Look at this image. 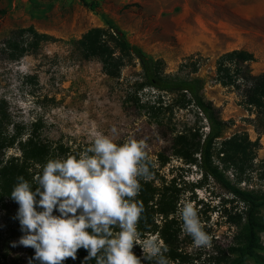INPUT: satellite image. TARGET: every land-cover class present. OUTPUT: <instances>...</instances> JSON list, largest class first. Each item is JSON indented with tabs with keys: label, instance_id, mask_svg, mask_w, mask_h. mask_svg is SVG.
I'll return each instance as SVG.
<instances>
[{
	"label": "rangeland",
	"instance_id": "1",
	"mask_svg": "<svg viewBox=\"0 0 264 264\" xmlns=\"http://www.w3.org/2000/svg\"><path fill=\"white\" fill-rule=\"evenodd\" d=\"M252 3L253 0H103L97 10L91 11L80 0H0V101L8 115L4 131L8 136L18 134L15 145L5 150L0 160L19 156L17 142L29 135L34 142L49 143L53 148L62 146L67 153L56 160H65L69 154L77 159L93 155L89 149L97 134L107 136L118 146L132 140L144 141V163L149 172L154 171L151 182L156 188H166L167 194L177 199L175 217L182 220L180 264H221L234 242L235 223L243 205L211 178H205L197 165L186 164L173 155L174 133L203 126L197 122V112L188 109L167 116L177 124L175 129L170 124L158 127L132 105L123 104V85L141 76L136 62L126 59L119 80H113L103 73L98 61L81 59L70 41L91 28L120 29L131 44L162 60L166 74L201 78L202 96L213 103L224 120L234 124L229 133L246 130L254 141L257 135L247 121L250 116L242 99L233 89L215 82L216 59L233 50L255 56L254 63L246 64V72H264V1L256 3L254 17H246ZM29 26L56 41L41 43L35 53L18 61L8 60L9 53L2 51L3 42L13 31ZM190 57L200 64L196 72L191 67H181L189 63ZM149 96L145 92L141 100ZM200 132H205V127ZM259 141L258 158L264 159V134ZM164 160L166 163L161 165ZM42 171V165L28 163L27 174L32 182ZM12 190L0 180L1 264L24 259L28 249L11 246L23 235L15 218L19 206L10 198ZM185 204L196 209L203 231L211 237L210 248H195L192 237L185 232L181 216ZM53 214L59 215L56 211ZM156 223L161 225V217H156ZM119 231L118 226L113 228L114 233ZM152 237L161 240L157 233L147 234L143 240ZM247 264L253 263L248 260Z\"/></svg>",
	"mask_w": 264,
	"mask_h": 264
},
{
	"label": "trees",
	"instance_id": "2",
	"mask_svg": "<svg viewBox=\"0 0 264 264\" xmlns=\"http://www.w3.org/2000/svg\"><path fill=\"white\" fill-rule=\"evenodd\" d=\"M102 1L80 0L91 11L97 10ZM54 41L52 36L40 34L29 26L13 31L3 42L2 51L9 53L8 60L18 61L28 53H35L41 43ZM70 45L81 59L98 61L103 73L113 80H119L126 59L136 62L141 76L139 80H127L123 85V104L132 105L158 127L170 124L171 129H175L177 124L170 122L167 116L188 109L197 112V122L203 126L185 128V125L182 132L174 133L173 155L186 164L197 165L205 178H211L243 205L235 223L234 242L228 247L221 264H247L248 260L253 264H264V159L258 158L259 140L264 134V72L253 75L245 69L246 64L256 61L255 56L245 50H233L221 54L215 61V82L223 88L233 89L246 107L250 116L247 121L257 135L252 141L246 130L229 133L234 124L224 120L213 103L202 96L204 82L201 78L166 74L162 60L147 55L131 44L120 29L91 28L79 39L71 40ZM188 61L181 67H191L196 72L199 62L191 57ZM145 92L151 96L144 101L141 94ZM7 120L5 104L0 101V157L15 145L18 137V134L8 136L4 131ZM202 127H205V132H200ZM17 145L19 156L0 160V180L5 181V186L10 189L18 183V177H23L35 190L37 185L27 174L28 163L44 167L48 161L67 153L62 146L53 148L49 143L34 142L30 135L19 140ZM165 163L166 160L161 161V165ZM153 172H149L147 178H137L140 191L132 202H139L143 206L137 231L141 240L147 234L157 233L168 248L165 253L167 259L180 264L178 242L182 220L175 217L177 199L172 194L168 195L166 188L154 186L150 180ZM156 217H161V225H157ZM132 251H137L135 255L141 257V264H155L142 258V251L137 245ZM87 255V251L81 248L76 260L68 258L63 264H96L95 259L84 260ZM33 256L34 249L28 247L24 259L10 264H29ZM32 264H39V261L33 260Z\"/></svg>",
	"mask_w": 264,
	"mask_h": 264
},
{
	"label": "clouds",
	"instance_id": "3",
	"mask_svg": "<svg viewBox=\"0 0 264 264\" xmlns=\"http://www.w3.org/2000/svg\"><path fill=\"white\" fill-rule=\"evenodd\" d=\"M145 147L136 140L118 146L97 134L89 149L93 155L48 161L34 178L35 190L18 177L10 198L19 206L15 218L23 235L11 246L34 249L29 264H63L68 258L76 260L81 248L88 253L84 260L95 259L96 264H141L132 249L140 240L137 224L143 206L132 201L140 191L137 178L149 176ZM181 216L195 248H210L211 237L196 209L185 204ZM116 226L118 233L113 232ZM140 245L147 262L169 264L162 240L152 237Z\"/></svg>",
	"mask_w": 264,
	"mask_h": 264
},
{
	"label": "crops",
	"instance_id": "4",
	"mask_svg": "<svg viewBox=\"0 0 264 264\" xmlns=\"http://www.w3.org/2000/svg\"><path fill=\"white\" fill-rule=\"evenodd\" d=\"M259 1H264V0H259ZM258 2V0H253V5H249L248 6V9H249V12H250V14H249V16L247 15L246 17H254L255 15H256V7H257V3Z\"/></svg>",
	"mask_w": 264,
	"mask_h": 264
}]
</instances>
